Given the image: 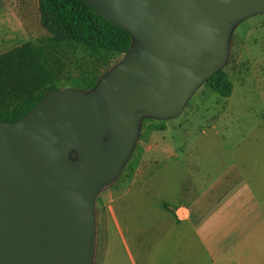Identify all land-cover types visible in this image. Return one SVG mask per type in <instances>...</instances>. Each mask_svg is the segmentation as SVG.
Segmentation results:
<instances>
[{
	"label": "water",
	"instance_id": "1",
	"mask_svg": "<svg viewBox=\"0 0 264 264\" xmlns=\"http://www.w3.org/2000/svg\"><path fill=\"white\" fill-rule=\"evenodd\" d=\"M132 44L93 89L47 92L0 121V264H91L95 201L129 159L143 118L180 116L223 69L233 29L264 0H81Z\"/></svg>",
	"mask_w": 264,
	"mask_h": 264
},
{
	"label": "crops",
	"instance_id": "2",
	"mask_svg": "<svg viewBox=\"0 0 264 264\" xmlns=\"http://www.w3.org/2000/svg\"><path fill=\"white\" fill-rule=\"evenodd\" d=\"M257 128L230 129L228 150H217L220 138L213 158L201 151L208 138L155 135L148 166L103 204V262L115 238L132 264H264V136L249 135Z\"/></svg>",
	"mask_w": 264,
	"mask_h": 264
},
{
	"label": "rangeland",
	"instance_id": "3",
	"mask_svg": "<svg viewBox=\"0 0 264 264\" xmlns=\"http://www.w3.org/2000/svg\"><path fill=\"white\" fill-rule=\"evenodd\" d=\"M45 36L47 32L39 23L37 0H0V54L24 42L37 44ZM123 57H115L112 65L120 62ZM84 58V55L77 53L76 61L69 63L67 69L70 76L80 78L87 73L88 67L82 61ZM223 68L233 84L230 97L223 98L203 84L195 91L180 116L168 121L147 117L141 120L138 140L120 175L101 190L96 198V243L91 264H132L127 253L117 251L115 238L111 244L115 251H108L103 262V204L109 199L108 193L118 184L131 183L137 170L148 166L149 163L145 161L147 155L145 159L142 157L150 143L156 141L155 135L175 136L177 143L182 137L191 143L199 138H208L201 151L205 152L207 147L209 158H213L218 151L228 150L225 146L228 144L230 129L237 131L239 136L246 135L248 129L259 123V128L249 131V135L264 136V14L249 17L236 25ZM158 123L164 126H154ZM166 125L169 128L167 132ZM201 129H204L206 136L201 134ZM220 138H226L225 144L219 145L216 151L214 145Z\"/></svg>",
	"mask_w": 264,
	"mask_h": 264
},
{
	"label": "trees",
	"instance_id": "4",
	"mask_svg": "<svg viewBox=\"0 0 264 264\" xmlns=\"http://www.w3.org/2000/svg\"><path fill=\"white\" fill-rule=\"evenodd\" d=\"M37 8L47 36L0 54V121L19 120L51 90L93 89L113 66L112 60L124 56L132 44L127 32L81 0H37ZM77 53L86 57L82 61L88 67L80 78L70 76L67 69ZM204 84L223 98L233 91L224 68Z\"/></svg>",
	"mask_w": 264,
	"mask_h": 264
}]
</instances>
